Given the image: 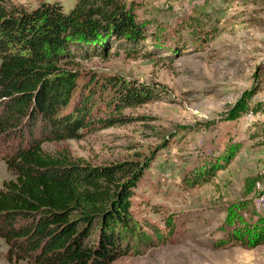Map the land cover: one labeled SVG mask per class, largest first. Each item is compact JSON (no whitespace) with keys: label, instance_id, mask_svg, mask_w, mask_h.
Here are the masks:
<instances>
[{"label":"rangeland","instance_id":"rangeland-1","mask_svg":"<svg viewBox=\"0 0 264 264\" xmlns=\"http://www.w3.org/2000/svg\"><path fill=\"white\" fill-rule=\"evenodd\" d=\"M128 1L145 31L142 46L131 52L112 41L85 59L75 47L64 64L81 86L114 78L147 86L155 98L123 110V125H97L43 150L92 166H145L131 199L133 247L142 253L111 264H264V244L252 247L264 233V114L251 112L264 103V0ZM46 2L69 11L76 0H9L25 10ZM214 167L221 170L208 183H187ZM11 179L0 160V188ZM7 249L0 238V264H25L8 262Z\"/></svg>","mask_w":264,"mask_h":264},{"label":"trees","instance_id":"trees-1","mask_svg":"<svg viewBox=\"0 0 264 264\" xmlns=\"http://www.w3.org/2000/svg\"><path fill=\"white\" fill-rule=\"evenodd\" d=\"M135 7L128 0H76L69 11L48 2L25 10L0 0V160L13 176L0 188V238L8 262L111 264L142 253L133 247L138 228L131 199L145 166L134 161L92 166L42 148L80 139L97 125H123L128 121L119 116L123 110L155 98L147 86L114 78H92L81 86L78 71L64 64L75 57V47L84 48L80 57L103 55L112 41L136 51L146 36ZM259 111L264 114L262 102L251 109ZM102 112L107 118L96 120ZM219 170L199 172L187 183H208ZM165 223L173 234L171 219ZM252 242L264 244V233Z\"/></svg>","mask_w":264,"mask_h":264}]
</instances>
